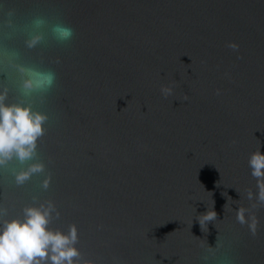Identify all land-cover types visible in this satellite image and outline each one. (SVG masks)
<instances>
[{
	"label": "water",
	"instance_id": "95a60500",
	"mask_svg": "<svg viewBox=\"0 0 264 264\" xmlns=\"http://www.w3.org/2000/svg\"><path fill=\"white\" fill-rule=\"evenodd\" d=\"M30 69L53 83L25 87ZM5 91L47 117L32 155L0 164L5 218L53 201L49 227L75 222L96 264H264L248 165L264 152V0H0Z\"/></svg>",
	"mask_w": 264,
	"mask_h": 264
},
{
	"label": "clouds",
	"instance_id": "9594fccd",
	"mask_svg": "<svg viewBox=\"0 0 264 264\" xmlns=\"http://www.w3.org/2000/svg\"><path fill=\"white\" fill-rule=\"evenodd\" d=\"M54 31L62 40L70 39L74 35V28L64 24L54 26ZM40 37L34 36L27 41L31 47ZM238 49L239 44L231 41L228 44ZM22 72L25 69L21 66ZM30 79L24 81L25 87H46L53 83L55 74L30 69ZM161 94L165 97L173 92L168 84H161ZM220 94V89H217ZM6 91L0 93V164L6 162L14 154L21 160L33 154L36 141L44 132L42 122L47 118L45 114L32 110L30 105L4 103ZM188 99L187 95L184 97ZM248 165L251 175L256 177L259 189V199L264 201V152L259 147L249 153ZM33 165L29 170L16 175L17 183H22L30 171L41 168ZM44 186H48L45 180ZM249 197L252 193L249 190ZM35 199V198H34ZM53 211L59 216L60 212L53 201L41 204H27L22 209V215L5 218L0 214V264H96L92 258H84V254L77 247L80 240L79 229L75 222L68 225L67 231L58 227H49ZM245 208L237 211V219L245 222L243 213ZM214 210L205 214L204 219L215 217ZM102 227V226H98ZM250 230L256 234V218L253 216Z\"/></svg>",
	"mask_w": 264,
	"mask_h": 264
}]
</instances>
